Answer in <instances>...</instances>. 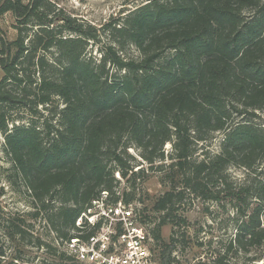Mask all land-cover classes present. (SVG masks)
<instances>
[{"label": "trees", "instance_id": "16d2710c", "mask_svg": "<svg viewBox=\"0 0 264 264\" xmlns=\"http://www.w3.org/2000/svg\"><path fill=\"white\" fill-rule=\"evenodd\" d=\"M145 1L125 19L87 30L75 18L55 13L48 0H0V16L10 12L18 32L13 42L0 39V131L14 168L39 210L58 203L47 222L58 239H67L101 192L112 203L120 199L116 171L123 178L130 174V182L141 176L143 170L133 171L128 161V148L152 165L165 160L164 146L170 143L166 169L180 178L182 189L167 191L156 210L172 208L184 191L215 202L227 192L240 218L228 250L259 249L264 178L257 169L264 161V131L255 120L256 111L264 110V0ZM65 30L76 37H63ZM98 32L112 41L100 47L97 60L85 58L83 51ZM129 47L135 56L126 53ZM52 48L54 59L36 54ZM16 105H28L35 115H41L36 109L41 105L47 117L41 126L8 132L7 111ZM219 132L220 151L193 160L198 143ZM229 165L253 171V183L232 188L220 175L223 188L209 194V176ZM133 196L124 192V204ZM247 196L258 202L251 212ZM164 220L150 233L156 243ZM173 243L171 238L168 248ZM166 249L161 264H171Z\"/></svg>", "mask_w": 264, "mask_h": 264}, {"label": "rangeland", "instance_id": "374dc122", "mask_svg": "<svg viewBox=\"0 0 264 264\" xmlns=\"http://www.w3.org/2000/svg\"><path fill=\"white\" fill-rule=\"evenodd\" d=\"M23 1L28 3L30 0ZM48 1L53 3L52 10L55 13L60 11L62 14L75 18L76 22L82 23L87 30L91 27L100 29L119 17L125 19L130 12L146 3L145 0ZM50 15L52 16L53 13ZM16 26L17 21L10 12L1 15L0 39L9 42L16 40L18 34ZM31 27L33 30L26 32L28 38L24 44L27 46L30 45L32 31L36 29L35 24ZM62 34L65 38L76 37L75 34L66 30ZM96 34L98 36L96 42L88 41L83 51L85 58L97 60L100 47L109 45L112 41L110 34L102 32ZM126 53L129 56L137 54L131 47ZM36 54L44 55L51 60L57 57V50L55 48L47 51L38 50ZM23 68H27V65L25 64ZM32 70L33 68H30L28 71ZM3 76L0 69V81ZM7 88L15 91L16 94L19 93L18 88L12 85ZM57 104L59 109L62 108V103ZM29 106L16 105L8 109V132L12 131L15 126L37 123L41 126L44 117H47L43 106L39 105L36 108L39 114L43 113V118L41 115L33 114ZM256 112L255 121L264 131V110ZM235 120L238 121V118ZM223 137L220 132L213 133L209 139L198 143L193 160H201L205 153L209 155L218 153ZM164 151L165 160H156L151 165L141 157L136 149L128 148L127 153L130 155L128 161L135 167L133 171L142 169L143 173L135 182L127 180L130 174L123 178L117 171L114 173V179L117 181L114 191L120 198L116 203L120 201L124 204L123 193H132L134 196L129 204H132L140 224L149 233L155 231L157 225L165 217L164 224L160 227L161 239L157 243L154 242L153 246L156 264H161L162 251L166 248L171 264H219L222 258L225 259L223 264H254L250 259L255 257L254 260H256L261 250L255 247L250 248L248 253L240 249L236 251L235 248L228 250L229 243L235 238L240 218L236 215L234 202L226 197L227 192L220 195V202H215L203 200L189 191H184L183 198L176 200L172 208L164 211L156 210L158 199L167 191L174 187L176 192L182 189L180 178L166 169L171 163L172 145L166 144ZM262 165L264 167V161ZM14 167L12 157L7 151L5 136L0 131V264H83L79 263L67 250L65 245L67 239H58L55 231L47 222V216L58 207V203L48 204L50 208L48 211L39 210ZM252 173L253 171L243 167L229 165L222 174L209 176L206 181L207 192L214 194L218 188H223L219 185L220 175L225 178L226 185L232 188L251 185L253 183ZM257 173L261 179L264 178V168L257 169ZM107 200L109 204H116L109 200V195ZM247 203L246 210L251 212L258 202L249 196ZM262 218L264 219V215L261 216ZM78 234L79 230L75 226L72 235L78 236ZM171 238L174 239V243L171 244L172 248H168ZM40 242L43 246H39ZM63 254L64 258H62ZM67 257H71L75 263Z\"/></svg>", "mask_w": 264, "mask_h": 264}, {"label": "built area", "instance_id": "2783aa9c", "mask_svg": "<svg viewBox=\"0 0 264 264\" xmlns=\"http://www.w3.org/2000/svg\"><path fill=\"white\" fill-rule=\"evenodd\" d=\"M264 168L260 165L258 170ZM108 193L81 213L75 222L78 236L67 238L69 253L83 264H156L154 240L140 224L132 204H109ZM264 227V219H261ZM254 264H264V243Z\"/></svg>", "mask_w": 264, "mask_h": 264}]
</instances>
